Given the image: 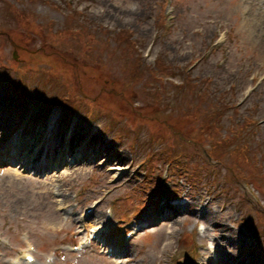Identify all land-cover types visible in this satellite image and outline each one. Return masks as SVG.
<instances>
[{"label": "rangeland", "instance_id": "obj_1", "mask_svg": "<svg viewBox=\"0 0 264 264\" xmlns=\"http://www.w3.org/2000/svg\"><path fill=\"white\" fill-rule=\"evenodd\" d=\"M257 10V0H0V84L5 80L10 90L21 85L23 94L36 86L44 99L40 106L36 94L26 103L13 101L0 86V114L11 118L7 128L27 116L23 143L37 138L43 106L55 130L61 117L66 121L57 139L64 150L87 143L81 162L42 179L0 161V252L14 255L8 244L13 248L26 237L43 264L42 256L54 248L48 238L73 241L75 226L59 205L73 211L77 228L85 230L100 224V215L81 216L100 198L102 212L117 196L121 204L148 201L156 189L143 178L150 156L147 174L160 173L188 204L120 242L117 264H196L194 257L208 264L210 241L218 247V264H264V80L239 103L264 76V33L258 35L250 15ZM219 34L226 39L213 46ZM8 60L23 69L22 63H33L16 80L8 77ZM40 60L43 65H34ZM68 78L75 90L69 96L82 100L65 110L57 99L71 92ZM90 115L94 123L87 125ZM208 118L211 126L202 127ZM124 168V182L104 196ZM52 186L59 196L53 198ZM142 214L123 227L131 229ZM112 259L90 248L54 264Z\"/></svg>", "mask_w": 264, "mask_h": 264}, {"label": "bare ground", "instance_id": "obj_2", "mask_svg": "<svg viewBox=\"0 0 264 264\" xmlns=\"http://www.w3.org/2000/svg\"><path fill=\"white\" fill-rule=\"evenodd\" d=\"M257 3H258V11L251 13L250 15L252 16L253 25L258 30L257 31L258 35H261L264 33V0H257ZM3 103H5V100L3 98H0V104H3ZM10 121H11L10 116L0 114V136L3 133L7 132V129H8L7 126ZM18 157L20 158L22 157L21 151L18 153ZM122 160H123V157L120 159V161ZM169 209H170L169 213L176 210V208L174 207H170Z\"/></svg>", "mask_w": 264, "mask_h": 264}]
</instances>
